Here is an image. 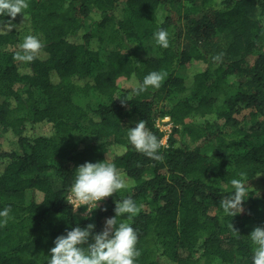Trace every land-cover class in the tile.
Segmentation results:
<instances>
[{
	"label": "trees",
	"instance_id": "obj_1",
	"mask_svg": "<svg viewBox=\"0 0 264 264\" xmlns=\"http://www.w3.org/2000/svg\"><path fill=\"white\" fill-rule=\"evenodd\" d=\"M0 129V264H264V0H0Z\"/></svg>",
	"mask_w": 264,
	"mask_h": 264
},
{
	"label": "rangeland",
	"instance_id": "obj_2",
	"mask_svg": "<svg viewBox=\"0 0 264 264\" xmlns=\"http://www.w3.org/2000/svg\"><path fill=\"white\" fill-rule=\"evenodd\" d=\"M147 42V43H146ZM145 43H143L141 46H143L141 48V55H159L161 53V49H159L158 47H156L152 42L150 41H146ZM108 49V48H107ZM104 50H106V48H104ZM183 71V70H182ZM184 73V71H183ZM128 83V82H127ZM102 100V97H99L98 95L94 94L93 95V103L96 104L99 101ZM188 120L191 121H199V118H196L195 116H191L188 118ZM86 122V121H85ZM157 125L160 127V129L163 131L164 133V137L162 140H164L165 138H167L171 128H172V121L170 120V118L168 116H164L161 117L157 120ZM36 134L38 135H49L51 134V125H47L41 129H38ZM4 141V134L2 132V130L0 129V143H3ZM5 147H12L14 149H17V143L11 142V144H7V146L5 145ZM84 188L86 190H84ZM91 188V187H89ZM93 191H97L96 189L91 188ZM35 199L37 201H40L43 197V194L40 192H35ZM69 201L74 205L75 207V219L76 220H83L87 217L91 216V213L94 209H96L102 202V204H105L106 201H103V198L96 203V205H91V201H90V193L87 190V186H80V187H76L70 194L69 197ZM105 222V229L112 231L115 229H118L119 225L123 222L119 217L116 219H112V218H107L104 220ZM97 264H122V261L119 258H115L109 261H105V260H101V259H97Z\"/></svg>",
	"mask_w": 264,
	"mask_h": 264
},
{
	"label": "built area",
	"instance_id": "obj_3",
	"mask_svg": "<svg viewBox=\"0 0 264 264\" xmlns=\"http://www.w3.org/2000/svg\"><path fill=\"white\" fill-rule=\"evenodd\" d=\"M162 144H166V138L164 140H162ZM84 190H86L84 188ZM87 190L90 193V201H91V205H96L97 202H99L102 198V195L98 192V191H93L91 188H89L87 186Z\"/></svg>",
	"mask_w": 264,
	"mask_h": 264
},
{
	"label": "clouds",
	"instance_id": "obj_4",
	"mask_svg": "<svg viewBox=\"0 0 264 264\" xmlns=\"http://www.w3.org/2000/svg\"><path fill=\"white\" fill-rule=\"evenodd\" d=\"M167 139V138H166ZM162 143V142H161ZM70 197V196H69Z\"/></svg>",
	"mask_w": 264,
	"mask_h": 264
}]
</instances>
